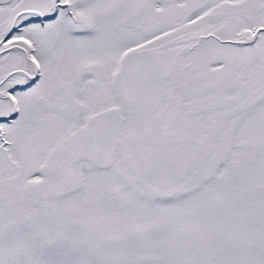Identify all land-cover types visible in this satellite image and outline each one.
I'll return each instance as SVG.
<instances>
[{
  "label": "snow or ice",
  "instance_id": "obj_1",
  "mask_svg": "<svg viewBox=\"0 0 264 264\" xmlns=\"http://www.w3.org/2000/svg\"><path fill=\"white\" fill-rule=\"evenodd\" d=\"M0 264H264V0H0Z\"/></svg>",
  "mask_w": 264,
  "mask_h": 264
}]
</instances>
